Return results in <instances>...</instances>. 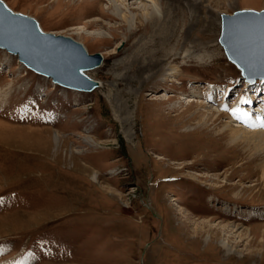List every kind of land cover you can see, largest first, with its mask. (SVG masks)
<instances>
[{"label":"rangeland","instance_id":"374dc122","mask_svg":"<svg viewBox=\"0 0 264 264\" xmlns=\"http://www.w3.org/2000/svg\"><path fill=\"white\" fill-rule=\"evenodd\" d=\"M4 2L103 60L85 71L101 86L75 91L0 49V122L41 129L0 133V264H264V149L223 125L264 122V112L259 124L235 118L264 109V81L246 82L218 43L220 14L264 0H182L177 54L149 80L125 62L147 2ZM199 103L221 117L204 123Z\"/></svg>","mask_w":264,"mask_h":264},{"label":"water","instance_id":"95a60500","mask_svg":"<svg viewBox=\"0 0 264 264\" xmlns=\"http://www.w3.org/2000/svg\"><path fill=\"white\" fill-rule=\"evenodd\" d=\"M219 17L218 43L227 60L246 81L264 79V8H241ZM0 49L58 86L86 92L101 86L84 72L102 64L100 53L89 54L69 35L44 31L36 18L12 10L4 0H0Z\"/></svg>","mask_w":264,"mask_h":264},{"label":"bare ground","instance_id":"6f19581e","mask_svg":"<svg viewBox=\"0 0 264 264\" xmlns=\"http://www.w3.org/2000/svg\"><path fill=\"white\" fill-rule=\"evenodd\" d=\"M108 1L113 2V4L114 3L116 4V2H119V4H121L125 9H128V8L134 9L135 7L132 6L133 2H136V3L147 2L149 6L151 7V12H148L147 8L143 7L144 4L142 5L140 4L138 6L140 14L143 17L145 16L146 20L145 22H140L141 21V16H140L139 22L133 28L132 32H136L139 35L138 37H134V38L129 37V41L132 39L131 46H130L132 48H130L131 49V53L129 57L130 60L125 61L126 63L129 61L131 66H133L134 63L139 62L140 70L144 69V70L151 71V72H147L149 73V75L146 76L145 80L151 79L156 74L155 67L163 61L164 55H166V57H169L170 55L175 56L177 54L178 47L175 46L176 43L175 44H170V43H172L173 41L172 36L174 35V29L176 28V25H178L176 23L177 15L180 13L183 21H185V15H186L185 5H183L182 0H133L132 2L127 3V5L125 4L124 0H108ZM173 3H177L178 7L173 5ZM109 7L112 8L113 12H116V13L119 10L118 6L113 7L111 6V4H109ZM158 13H160L161 15H158ZM120 15L123 19L126 18L124 13L120 12ZM110 17H113V16L110 15ZM97 20L98 18H96V20L92 18L91 20L88 19L85 22V25L91 24L93 21H97ZM132 32L129 33V35L132 34ZM159 55H161V57H159ZM174 68H175L174 66L173 67L169 66L168 68L165 69L164 71L165 79L169 77L170 78L174 77L173 76ZM258 80L264 81V79H258ZM169 81H172V80H169ZM211 94H213V92H211ZM229 96H230V93H227L226 98H228ZM259 98H260V95H259ZM211 99L217 100L214 96ZM191 104L192 103H188L187 106H190ZM115 106L119 112H126V113L128 112L125 102L120 103V105L118 103ZM198 106L206 109L205 111H201L198 113V115L201 118H203L204 123L209 122V121L213 122L214 120L221 117V113H215L214 110H211V108L210 109L207 108V106H205L202 103H199ZM262 112H264V109H261V110L259 109L257 113H256V110H252L250 116H248L249 113H243V114L237 115V117H239L238 119L239 122H242V123L253 124L254 122V123L259 124L260 122H258V119H256L253 115L259 116V114H261ZM226 124L227 123L225 124L223 123L225 130L227 131L230 130L234 134L240 132L239 134L241 136L249 135L251 137H254L257 139V142L260 148L264 149V127L256 126L255 128L256 130L254 129L253 131H250V130H244L238 126H233L229 124L226 125ZM40 130L41 129H35V128L28 127V126H14V125H7V124L0 122V133L8 132L11 136H18L19 140H27L28 138H31L30 136L32 135V133H36ZM55 137L59 138L58 132H55ZM157 159H160V158H157ZM192 160L193 159H191L189 162H191ZM177 164H181V162H178ZM215 177L217 176L215 175ZM9 217H13V216H9ZM210 220L211 219L200 220V221H204V223L207 224V223H210ZM213 226L215 229H218L220 227H224L225 224L221 221H216L213 223ZM249 229L250 228H248L247 230Z\"/></svg>","mask_w":264,"mask_h":264},{"label":"snow or ice","instance_id":"6c2138e0","mask_svg":"<svg viewBox=\"0 0 264 264\" xmlns=\"http://www.w3.org/2000/svg\"><path fill=\"white\" fill-rule=\"evenodd\" d=\"M223 110H225V111H231V113L235 116V110H230V109H227V108H223ZM235 118L236 119H239V117H235ZM250 126H252V127H256V126L264 127V122H261L259 125H250Z\"/></svg>","mask_w":264,"mask_h":264}]
</instances>
